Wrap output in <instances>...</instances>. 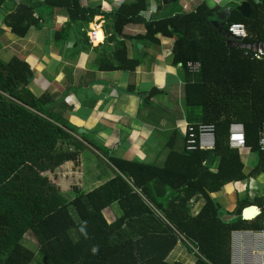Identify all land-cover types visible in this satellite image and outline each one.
Here are the masks:
<instances>
[{
	"label": "trees",
	"instance_id": "obj_1",
	"mask_svg": "<svg viewBox=\"0 0 264 264\" xmlns=\"http://www.w3.org/2000/svg\"><path fill=\"white\" fill-rule=\"evenodd\" d=\"M252 14L244 18L232 10L224 30L242 23L248 39L228 47L212 21L220 7L201 0L190 11L146 19L148 0H134L111 16L115 44L111 71H134L140 59H129L126 27L142 24L145 41L159 43L158 35L173 40L172 63L188 72V62H200L201 71L185 86V104L198 109L195 124H213L218 166H206L207 151L170 153L163 167L126 161L98 147L86 132L56 116L49 93L36 96L29 86L33 71L19 57L0 59V264H183L170 263L176 247L183 245L195 264H231V234L235 230H264V198L240 199L226 211L211 197L230 184L264 173V152L259 150L264 128V60L253 57L254 47L264 43V0H245ZM10 0H0V9ZM175 5L178 0H164ZM14 3V2H13ZM29 6V5H28ZM64 9L69 23L56 33L66 42L73 28H88L98 9L82 7L80 0H44L26 7L14 3L5 23L23 38L40 27L42 9ZM234 43V41H233ZM248 52V54H247ZM156 91V90H155ZM154 91V92H155ZM244 125L246 145L257 154V167L246 176L239 151L228 145L229 128ZM80 138V139H78ZM99 151L114 177L103 185L74 196L63 193L46 176L68 162H77L84 150ZM200 197L198 214L190 203ZM116 205L120 214L108 222L105 210ZM258 206L262 214L242 219L243 210ZM76 214L75 218L73 214ZM27 234L37 251L24 245ZM95 249V251H93Z\"/></svg>",
	"mask_w": 264,
	"mask_h": 264
},
{
	"label": "crops",
	"instance_id": "obj_2",
	"mask_svg": "<svg viewBox=\"0 0 264 264\" xmlns=\"http://www.w3.org/2000/svg\"><path fill=\"white\" fill-rule=\"evenodd\" d=\"M133 1L80 0L82 7L98 9L99 14L94 16L88 28L71 29L66 42H63L56 40V33L69 23L64 9H42L44 16L40 27L31 28L26 37L20 38L5 23L14 3L29 7L44 0H10L7 6L0 9V59L8 61L16 56L29 63L33 71L29 86L32 93L37 97L49 93L54 99V114L80 129V133H88L89 139L98 147L126 161L163 167L170 153L185 150L187 126L199 119L198 112L185 104V86L194 82L195 76L173 65L170 55L172 39L158 35L157 44L143 40L146 31L142 24L130 25L124 32L131 38L126 43L128 58H139L140 65L134 71L105 69L114 62L115 52V44L107 43L112 31L111 22L106 17ZM163 1L148 0L144 17L148 20L166 16L172 11H190L201 0H178L175 5H165ZM208 1L211 2L208 4L206 0L210 8L236 10L245 0ZM223 1L227 3L221 6ZM93 31L97 33V43L92 45L89 34ZM98 34L101 36L99 40ZM90 149L100 158L99 151ZM239 153L244 173L248 176L258 162L251 157L250 154L254 153L248 148ZM103 162L108 166L105 160ZM71 164L64 165L68 167ZM64 165L55 174H62ZM210 166L216 169L218 161L214 158ZM108 171V175L104 176L100 174L99 167L96 168L97 176L93 183L97 187L114 177L109 166ZM261 176L264 177V173L243 182L230 183L211 197L221 196V203L214 201L229 212L234 210L240 199H255L259 197L257 194L259 198H264V182L257 181ZM254 192H257L256 195ZM203 203L200 197L194 198L190 203L192 214H198ZM258 209L262 214V210ZM107 212L113 214L112 222L120 214L116 205L104 213ZM180 246L171 253L169 258L175 255V259L170 263L195 264L196 257L188 252L183 256Z\"/></svg>",
	"mask_w": 264,
	"mask_h": 264
},
{
	"label": "built area",
	"instance_id": "obj_3",
	"mask_svg": "<svg viewBox=\"0 0 264 264\" xmlns=\"http://www.w3.org/2000/svg\"><path fill=\"white\" fill-rule=\"evenodd\" d=\"M227 34L233 41L243 43L248 39L247 29L242 23H233L228 26ZM89 42L93 45L97 42L95 31L89 34ZM252 51L257 60H264V43L254 47H244ZM248 54V52H247ZM188 72L197 75L201 71V63L188 62ZM216 128L213 124H190L185 134V150L188 152H211L216 147ZM228 145L232 150H245L246 136L242 123L234 122L229 128ZM259 150L264 152V132L260 133ZM231 264H264V230H235L231 234Z\"/></svg>",
	"mask_w": 264,
	"mask_h": 264
},
{
	"label": "rangeland",
	"instance_id": "obj_4",
	"mask_svg": "<svg viewBox=\"0 0 264 264\" xmlns=\"http://www.w3.org/2000/svg\"><path fill=\"white\" fill-rule=\"evenodd\" d=\"M207 3L211 4V2L208 0ZM226 3H227L226 1H223L220 5L224 6ZM194 79L196 80L198 79V77H195ZM194 110L197 111L198 109H194ZM96 154L97 153H95V151L91 150L90 148L84 150L79 156L77 162H72V164L68 167H65L64 165V171L62 174L59 173L60 174L59 175L53 172V173H47L46 176L51 180L53 184H55L61 191L67 193L68 196L70 197L74 196L75 189H80L81 191L90 192L91 190L95 189V187H97V185L93 183L95 177L97 176L96 168L99 167L100 174H103L104 176L108 175L109 173L108 166L103 162L105 158L103 156H100L99 158ZM250 155L255 160V162H258V158L256 154H250ZM56 171H58V169ZM257 181L258 183L263 184L264 177L261 176L259 179H257ZM256 193L257 192H254L255 195ZM256 196L260 197L259 194H257ZM220 197L221 196L216 195V197L214 198L215 201L221 203L219 200ZM222 208L225 209L224 207ZM105 215L107 217V220L112 222L113 214L111 212H107ZM73 216L77 218L75 213L73 214ZM24 245L35 252L38 249V244L31 234L26 235L24 240ZM181 246L180 247L183 252L182 255L183 256L188 255L186 248L183 245ZM174 259H175V255L172 256L171 259L169 258V262H173ZM34 264H38V263L35 262Z\"/></svg>",
	"mask_w": 264,
	"mask_h": 264
},
{
	"label": "water",
	"instance_id": "obj_5",
	"mask_svg": "<svg viewBox=\"0 0 264 264\" xmlns=\"http://www.w3.org/2000/svg\"><path fill=\"white\" fill-rule=\"evenodd\" d=\"M236 10L246 19L249 18L252 14L250 4L246 1L242 2L239 6H237ZM231 11H232V8H226V9H222V10L215 12L216 19L214 21H212L213 25L218 29V31L225 38L228 39V44H227L228 47L239 46L238 42L234 41V43H233L232 38L224 30L225 24L230 17ZM213 159H214V153L210 152L206 166L209 167L211 162L213 161ZM260 214H261V212L257 206H250V207H247L243 210L242 219L245 221H253L257 217H259Z\"/></svg>",
	"mask_w": 264,
	"mask_h": 264
},
{
	"label": "bare ground",
	"instance_id": "obj_6",
	"mask_svg": "<svg viewBox=\"0 0 264 264\" xmlns=\"http://www.w3.org/2000/svg\"><path fill=\"white\" fill-rule=\"evenodd\" d=\"M100 37H101L100 34H98V40L100 39ZM96 43H97V42H96Z\"/></svg>",
	"mask_w": 264,
	"mask_h": 264
},
{
	"label": "clouds",
	"instance_id": "obj_7",
	"mask_svg": "<svg viewBox=\"0 0 264 264\" xmlns=\"http://www.w3.org/2000/svg\"><path fill=\"white\" fill-rule=\"evenodd\" d=\"M93 251H95V249H93Z\"/></svg>",
	"mask_w": 264,
	"mask_h": 264
}]
</instances>
